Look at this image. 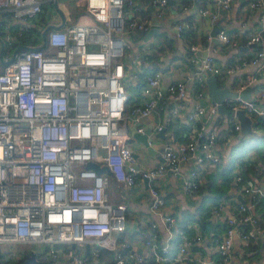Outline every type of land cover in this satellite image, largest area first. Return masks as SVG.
Returning <instances> with one entry per match:
<instances>
[{
	"label": "built area",
	"instance_id": "2783aa9c",
	"mask_svg": "<svg viewBox=\"0 0 264 264\" xmlns=\"http://www.w3.org/2000/svg\"><path fill=\"white\" fill-rule=\"evenodd\" d=\"M49 0H0V248L6 264H14L27 252L35 250L48 264H100L102 250L116 252L112 264H142L151 256L155 263L185 264L197 259L195 244L201 233H182L177 214L167 208L168 202L157 183L167 170L179 172L191 162L182 188L186 193L201 188L198 170L202 164H216L221 159L218 144L220 118L218 105L207 101L205 86L194 91V103L187 112L198 122L185 141L169 139L163 144V160L142 166L130 145L129 117L140 120L162 101L175 104L161 131L180 112L187 97L184 79H176L165 87L163 71L147 74L142 91L144 97L129 104L127 89L128 42L126 31L148 29L152 20L140 19L133 12L136 0H85L93 22L71 21L64 26L47 25L40 15ZM157 18L164 16L169 0H151ZM183 8L198 10L212 19L218 11L209 6ZM236 0H214L230 10ZM258 9L259 27L248 34L249 42L262 46L249 58L228 68L235 71L242 62L253 71L234 89L253 87L264 73V0H249ZM193 19H181L175 30L193 26ZM246 30L248 24H243ZM229 45H238L241 36L221 30L218 35ZM213 38V36L210 35ZM193 52L196 45L192 44ZM2 49V51H1ZM196 59L195 54L191 56ZM240 63V64H239ZM207 71L221 72L212 55H206L196 78L200 83ZM235 117L244 109L252 118L264 117V89L247 98L229 97L226 101ZM240 129L241 124L236 122ZM139 131H145L143 126ZM168 139V138H167ZM150 144L153 145L151 137ZM89 161L105 165L99 171ZM194 165V166H193ZM147 180L150 198L147 219L148 235L142 245L125 241L129 228V204L112 198V183L124 189L134 188L139 179ZM235 182L255 200L262 199L264 181L246 175L242 169ZM225 203L212 207V213L223 215ZM264 216V208H263ZM225 230L215 242L216 254L198 259V264H232L235 235L256 236L261 218L246 201L225 216ZM162 229L164 232H162ZM19 243H47L44 250L23 249ZM87 244L91 256L87 253Z\"/></svg>",
	"mask_w": 264,
	"mask_h": 264
},
{
	"label": "crops",
	"instance_id": "0c3cea01",
	"mask_svg": "<svg viewBox=\"0 0 264 264\" xmlns=\"http://www.w3.org/2000/svg\"><path fill=\"white\" fill-rule=\"evenodd\" d=\"M51 1L52 0H49L45 3V9L40 15L42 22L46 25L47 22L48 24H60L63 22L60 26H64L66 23L71 21L93 22L97 20L93 15L88 13L85 3H82L83 0H76V3H82L84 8L76 13L71 11L73 14L72 18H67V14L64 11L66 20L63 21L62 15L57 8V0L56 6L51 4ZM192 1L193 0H169L164 16L157 18L155 14L156 8L151 0H136L132 14L140 19L152 20L153 24L150 28L157 27L158 30H155L149 36H147L146 33L150 28L146 30L134 29L126 31V38L128 42L126 66L128 76L135 79L134 84H129L133 93L131 103L129 104L137 103L144 97L142 89H137L138 76L136 75L135 70L138 71L141 67H143V63L140 62V58L150 52L152 44L158 43L156 33L160 30H165L171 37H174L177 42H175L176 47H168L170 58L166 57L165 59V67L164 70H162L163 77L161 84L165 87L173 80H186L188 87L187 97L184 99V102L181 103L180 112L177 114L183 117L184 120L188 118L187 112L193 106L194 91L197 88L195 81L198 80L196 78L198 75L197 71L201 70L202 61L206 55H212L215 62L221 66V72L216 74L221 85L230 84L234 89L238 87L240 83L246 79V76L253 71V67L249 64L243 65V61L241 64L239 63L240 65L237 66L233 72H229L228 68L232 65H236L235 63L244 60L245 58H249L262 46L259 42L253 43L248 40V34L250 31L258 28L260 25V11L258 9L250 8L248 4L249 0H236L230 10H225L222 6L217 5L214 0H201L198 2L199 7L209 6L218 11V17L216 19H212L210 16L204 15L198 10L193 9V7L183 8L184 4L193 6ZM181 19H193L194 22L192 27L184 29L182 34L178 35L175 30V23ZM245 23L248 24V27L246 30H243L242 25ZM221 30H225L231 34L237 33V35H242L238 45H229L217 36ZM188 31L191 32L190 35L187 34ZM213 31L217 33V41L210 37V35L213 36ZM192 44L196 45L195 52H193V49L191 48ZM187 49H191L192 55L195 54L196 56L195 60H192L191 58L192 64H189L187 59L184 60L185 56H183V54H185ZM130 58L131 61L129 62ZM202 81H205V88L207 91L206 77H204ZM259 81L262 83L264 82V73L260 75ZM256 91L257 89H254L253 87L251 88L252 95L255 94ZM206 102H212V99L208 96V91ZM174 104L175 103L171 99H166L165 101H162L156 109L149 113V115L141 117L139 121L133 116L129 117L128 125L130 136L128 141L133 150L136 152L140 165H153L162 160L164 142L169 139H176L173 135L168 134L170 132V127L165 129V134L167 135L166 137L161 135L160 132L156 130L157 124L165 122L168 114L172 113L171 108ZM177 115L173 116L170 123H173ZM224 121L225 118L221 117L219 131L222 128L227 127V123ZM237 121L240 122L238 117H236V122ZM140 126H143L145 131L150 130L149 135L153 138L152 146L155 149V152L150 151L148 145L141 139L134 137L133 133L135 131L139 132L138 127ZM175 126L176 124L174 125V128H176ZM254 129L259 130L255 128V126ZM237 130L238 134L242 136H258L262 134V131L258 134H242L240 129ZM171 131H173L172 127ZM226 131H228V129H226ZM186 134L189 136L192 132H187ZM231 135L232 136L229 138L230 141H228L229 139H218V144L222 147V152L221 159L216 165H200L199 169L201 172L200 178L202 187L199 190L186 193L182 188L183 179L187 175L188 168L191 167V162L185 163L183 168L177 173L167 170L156 180L163 191L165 198L167 199V208L170 210L172 209L177 214L178 218L186 223L191 231L190 233H201L203 236L201 243L198 242L195 244L197 259L185 264H198L197 262L200 257L206 258L210 255H214L215 245L208 244L210 240L209 235L214 234L216 230L221 229L224 226L225 216L241 201H246L251 205V210L261 218L262 227L257 231L256 236H253L250 239L244 238L240 233L235 235L232 251V264H264V216L262 207L260 206L263 200H255L252 196L243 191L240 184L235 182V174L238 169H246V157L244 155H240L238 153L240 156L237 155L234 159V169L231 171L229 170L231 179L229 181L227 180V182L225 179L226 177L224 173L227 172V170L224 168L228 167L227 163L231 157L229 144L235 137L233 134ZM235 152H237V149H235ZM256 168L257 173H251L250 175L257 174L260 179L264 181V163H258ZM208 181L213 184H208ZM111 186L112 198L115 200H126L129 204V228L123 233L125 238L122 240L123 246L126 243L125 241L141 246L142 238L144 237L140 234L141 226H143L142 221L147 219L150 215V198L147 189V180L140 178L137 185L129 190L124 189L122 184L118 182H113ZM217 195L224 196L223 201L225 206L223 215L220 216L210 213V210L212 211V205L214 204L213 199ZM205 221L208 222L203 224ZM162 232H164L163 229ZM20 247L24 250L36 248L34 243H29L27 247ZM101 257L102 258L97 260V262L100 264H108L107 260L103 257V250Z\"/></svg>",
	"mask_w": 264,
	"mask_h": 264
},
{
	"label": "trees",
	"instance_id": "16d2710c",
	"mask_svg": "<svg viewBox=\"0 0 264 264\" xmlns=\"http://www.w3.org/2000/svg\"><path fill=\"white\" fill-rule=\"evenodd\" d=\"M126 1L128 2L129 0H126ZM156 34H157L158 43L152 44V49L150 50V52L146 53V55L144 57L140 58L141 59L140 62L143 63V67H141L138 71L135 70L136 75L138 76L137 77L138 78V83H137V89L138 90L143 88V85L146 82V76L148 73H150L154 70H158V69L164 70L165 59H166V57L170 58L169 53H168V47H172V46L176 47V44H175L176 39L174 37H171L170 34L167 33L165 30H160ZM187 34L190 35L191 32L188 31ZM191 55H192L191 49L190 50L187 49L185 54H183V56H185L184 60L187 59L189 61L188 62L189 64H192ZM195 83H196L197 87L199 84L205 86V81H202L200 83V80H196ZM253 88L257 89V90L259 88L264 89V82L262 83V82L258 81L256 84L253 85ZM127 89H128L129 95H130L129 99H128V103H131L133 93H132V88L130 87L128 81H127ZM134 104H136V103H134ZM222 117L225 118L224 122L227 123V127L222 128L219 131L218 139L219 140L229 139L232 136L231 134H233V136H235L233 141H231L229 144L231 157L227 163L228 167L224 168L225 170H227V172L224 173V175L226 177L225 178L226 182H227V180L229 181L231 179L230 171L232 169H234L233 168L234 167V164H233L234 159L239 154L244 155L246 157L245 158V160H246L245 161V166H246L245 168L246 169L243 170L244 173L246 175H250L251 173H257L256 165L258 163H261V164L264 163V117L260 116V115L254 116V124L253 125L255 126V128L259 129V131H262V134L258 135V136H251V135H249V136L243 135L242 136V135L238 134V130L235 127L236 117L233 114V110H230L229 114H223ZM175 124H176V126H175L176 128H174ZM197 125H198V122H195V121L190 120L188 118H186L184 120L183 117L177 115V117H175L173 123H170L169 125H167V127L165 129L170 127L169 128L170 132L168 133L169 135H173L174 138H176V140H178V141H185L189 137V136H187L186 133L192 132L193 129ZM171 127H172L173 131H171ZM226 129H228V131H226ZM228 141H230V139ZM235 149H237V152H235ZM204 172H205V170H204ZM204 172H203V174H204ZM200 175H201V172L199 169L198 170V178L201 182ZM208 184H213V183L208 181ZM223 197L224 196L217 195L213 199L214 204L212 205V207L215 204L222 201ZM260 206L262 207V211H263V208H264L263 202H261ZM210 213H212L211 210H210ZM179 221L181 223L180 228L182 229V231H180V237L178 236L177 238H175V244H177L180 241L182 233H185L188 235L193 234V233H190L191 231L189 230L188 226L186 225V223L183 220L181 221L179 219ZM207 222L208 221H205V222H203V224L207 223ZM204 229H206V228H204ZM224 230H225V227L223 226L221 229L216 230V232L214 234L209 235L210 240H209L208 244H215L216 240L219 239V237L221 236V233ZM140 232H141L140 233L141 235L146 237L148 235V227L146 225L141 226ZM115 254L116 253L113 250L103 249V257L107 260L108 264H112V262L115 259ZM214 254H216V252H214ZM23 260H24V258H22L19 263L22 264ZM143 264H161V263H155L153 261L152 257L149 256ZM162 264H170V262H165Z\"/></svg>",
	"mask_w": 264,
	"mask_h": 264
},
{
	"label": "water",
	"instance_id": "95a60500",
	"mask_svg": "<svg viewBox=\"0 0 264 264\" xmlns=\"http://www.w3.org/2000/svg\"><path fill=\"white\" fill-rule=\"evenodd\" d=\"M57 8H58L60 14L62 15L63 21H65L66 17H65L64 11L58 5H57ZM155 19H156V17H155ZM62 23H60V24L49 23L46 26V28L44 29L43 33L45 34L47 29L50 28L51 26H59ZM155 30H158V28L157 27L150 28L146 33L147 36L152 34ZM216 34L217 33L213 31V40H215V41L218 40ZM1 51H2V49H1ZM130 61H131V58L129 59V62ZM206 83H207L208 96L212 99V101L214 103H216L218 105L219 112L222 114H229L230 113V108L228 107V105L226 103V101L229 97H235L238 95L243 96V97H247V98L252 97V94H251L252 86L251 85H247L246 87L242 88L241 90L233 89L230 84L221 85L218 81L216 74L213 72H210V71H207V73H206ZM236 115L240 120V124H241L240 131L242 134H247V133L248 134H258V133H261V131L254 129L253 118L248 113H246L244 109H238L236 111ZM159 132L164 137L167 136L165 134V129H163ZM149 133H150V130H146L144 132L135 131L133 133V135H134V137L139 138L143 142H145L148 145V148L150 149V151L155 152V149L150 144L151 136L149 135ZM161 159L163 160L164 158L162 157ZM88 165L97 168L99 171H103L104 169H106L105 165H100L96 161H89ZM87 253L91 256L89 244H87ZM23 258H24V260H23L22 264H48L45 260L40 259L38 257L35 250L27 252ZM20 260L14 264H20L19 263ZM0 264H6L2 258L1 248H0Z\"/></svg>",
	"mask_w": 264,
	"mask_h": 264
},
{
	"label": "rangeland",
	"instance_id": "374dc122",
	"mask_svg": "<svg viewBox=\"0 0 264 264\" xmlns=\"http://www.w3.org/2000/svg\"><path fill=\"white\" fill-rule=\"evenodd\" d=\"M50 3L56 6V0H52ZM82 3L84 4L85 1L83 0ZM82 3L78 4V3H76V0H57V5L63 11H65V13L67 14V18L73 17V14L71 11H73L74 13L81 11L84 8V5ZM127 81L129 82V84L135 83V79H132L129 76L127 78ZM111 190H112V188H111ZM28 245H29V243H19V246H26L27 247ZM34 245L36 246L37 251H38V249L41 251V250H44L47 243H34Z\"/></svg>",
	"mask_w": 264,
	"mask_h": 264
}]
</instances>
